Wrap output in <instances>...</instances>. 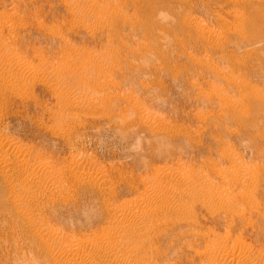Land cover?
Segmentation results:
<instances>
[{"label": "rangeland", "instance_id": "obj_1", "mask_svg": "<svg viewBox=\"0 0 264 264\" xmlns=\"http://www.w3.org/2000/svg\"><path fill=\"white\" fill-rule=\"evenodd\" d=\"M0 54V264H264V0H0Z\"/></svg>", "mask_w": 264, "mask_h": 264}, {"label": "bare ground", "instance_id": "obj_2", "mask_svg": "<svg viewBox=\"0 0 264 264\" xmlns=\"http://www.w3.org/2000/svg\"><path fill=\"white\" fill-rule=\"evenodd\" d=\"M1 55V54H0ZM2 56V55H1ZM1 56H0V58H1ZM6 69V68H5ZM6 71V70H5ZM11 73V72H10ZM10 75V77H11V74H9V71H6V72H2V73H0V86L1 85H4L3 83L7 80V78H8V76ZM10 80V79H9ZM7 84V83H6ZM13 84V83H12ZM14 86V85H13ZM132 224V223H131ZM85 253H87V252H85ZM234 254V253H233ZM236 256V255H235ZM239 257V256H238ZM90 258V257H89ZM230 258V257H229ZM232 259V258H231ZM240 260V259H239ZM88 261H89V259H88ZM83 262H84V260H83ZM88 263H90V262H88ZM240 264V263H239Z\"/></svg>", "mask_w": 264, "mask_h": 264}]
</instances>
